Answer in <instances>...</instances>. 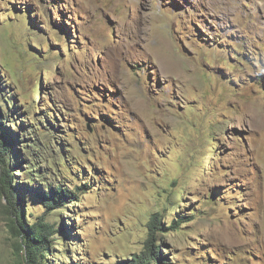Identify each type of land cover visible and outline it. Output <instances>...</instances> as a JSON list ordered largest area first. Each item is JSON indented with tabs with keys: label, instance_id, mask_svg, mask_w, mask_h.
Listing matches in <instances>:
<instances>
[{
	"label": "rangeland",
	"instance_id": "1",
	"mask_svg": "<svg viewBox=\"0 0 264 264\" xmlns=\"http://www.w3.org/2000/svg\"><path fill=\"white\" fill-rule=\"evenodd\" d=\"M0 107L27 211L79 193L48 264L141 256L156 213L166 264H264V0H0Z\"/></svg>",
	"mask_w": 264,
	"mask_h": 264
},
{
	"label": "trees",
	"instance_id": "2",
	"mask_svg": "<svg viewBox=\"0 0 264 264\" xmlns=\"http://www.w3.org/2000/svg\"><path fill=\"white\" fill-rule=\"evenodd\" d=\"M39 87L41 88V85ZM40 93L41 90L39 91ZM6 97L4 101L7 102L6 100L8 99L14 105L11 97ZM7 108L11 109L8 102ZM15 109L16 107H14L13 111ZM6 112L3 107H0V193L5 194L8 200L7 210L10 216V234L16 239L17 254L20 256L23 252L21 264H48L49 256L54 254L57 243V240H55L56 236L60 232L66 235L67 231L63 224L60 227H56V223L47 220V216L56 209L61 211L68 209L67 200L74 202L78 198L79 193L69 188L64 189L62 186H49L48 191L45 190L38 194L45 206L43 213H40L41 215L38 217H33L31 211H27L22 194L13 185L15 181L13 180L12 169L8 166L10 154L15 152L14 143L19 137L18 134L16 137H9V132L13 131V128L4 124L5 121L3 120ZM78 189L81 191L86 190L81 187H78ZM180 228L182 227H180L179 220H172L171 224L166 226L157 213L153 214L149 223L150 235L143 254L141 256L135 255L132 260L125 261L123 264H166V261L170 260V258L162 250L161 244L155 242L156 240H161L160 238L157 239V234L161 231Z\"/></svg>",
	"mask_w": 264,
	"mask_h": 264
}]
</instances>
